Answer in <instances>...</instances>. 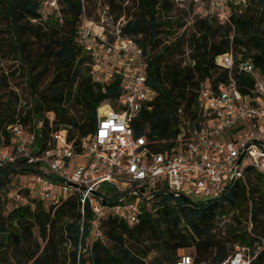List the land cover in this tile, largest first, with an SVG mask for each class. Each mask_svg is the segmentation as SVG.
I'll use <instances>...</instances> for the list:
<instances>
[{"label": "trees", "instance_id": "trees-1", "mask_svg": "<svg viewBox=\"0 0 264 264\" xmlns=\"http://www.w3.org/2000/svg\"><path fill=\"white\" fill-rule=\"evenodd\" d=\"M56 1L57 9H48L43 19V0H0V32L7 40L3 46L11 47L17 64L10 74L0 70V146H15L11 129L19 124L35 134L33 155L62 129L79 151L81 139L95 129L98 105L108 101L114 106L123 93L117 77L103 84L92 81L91 58L79 41L81 15L99 22L100 13L92 19L86 12L89 0ZM126 2L131 8L122 6ZM106 7L114 24L120 23L119 35L133 39L143 51L146 83L156 96L131 126L152 152L175 146L184 121L188 128L183 140L198 128L200 86L217 88L228 77L227 70L216 65L217 56L232 50L235 62L250 59L264 74V0L228 3L231 26L208 15L192 20L189 29L174 9V0H108ZM186 53L189 63L183 65ZM16 77L23 80L25 100L8 90L9 78ZM234 77L239 91L248 94L251 78L236 71ZM8 92L14 103L2 102L9 101ZM29 121L35 122L34 129L27 126ZM38 171V164L24 159L0 164V264H176L180 250H191L193 264H224L230 255L228 244L247 247L252 254L259 247L253 264H264V229L257 232L258 223H264V174L250 165L243 179L210 201L174 196L159 184L150 199L140 201L137 223L107 215L98 240L90 237L91 212L85 206L80 213L76 196L62 199L56 207L27 196L3 211L9 197L21 199L9 193L13 177ZM99 193L105 194L106 204L117 201L118 194L107 185ZM223 217L230 219L224 234L217 226Z\"/></svg>", "mask_w": 264, "mask_h": 264}, {"label": "built area", "instance_id": "built-area-1", "mask_svg": "<svg viewBox=\"0 0 264 264\" xmlns=\"http://www.w3.org/2000/svg\"><path fill=\"white\" fill-rule=\"evenodd\" d=\"M242 1L209 0L211 12L200 17L213 15L220 25L231 26L228 3L238 6ZM42 4L43 19L48 9H57L56 0H43ZM119 25L110 32L103 17L97 23L85 13L80 17L78 36L91 58L92 81L103 84L117 77L123 93L116 101L117 110L107 101L98 105L95 129L81 139L79 151L62 129L51 134L41 153L33 155L35 134L19 124L11 129L15 146H0L2 165L17 159L38 164V173L30 175L36 198L56 207L62 199L76 196L82 215L85 206L89 208L92 240L103 238L101 223L107 215L137 223L140 201L150 199L159 184L174 196L204 202L219 198L233 181L243 179L247 165L264 174V74L253 62H235L232 50L217 56L216 65L227 70L228 77L217 88L200 86L198 128L191 129L186 140L180 128L177 144L155 153L143 136L134 135L131 124L156 92L146 83L142 48L133 39L121 37ZM234 71L251 78L248 94L239 91ZM103 185L118 194L115 203H105V194L99 193ZM14 196L20 198L17 193ZM257 251L252 254L249 248L237 246L226 263L253 264ZM176 264L193 262L191 256L181 255Z\"/></svg>", "mask_w": 264, "mask_h": 264}, {"label": "rangeland", "instance_id": "rangeland-1", "mask_svg": "<svg viewBox=\"0 0 264 264\" xmlns=\"http://www.w3.org/2000/svg\"><path fill=\"white\" fill-rule=\"evenodd\" d=\"M107 1L108 0H89L87 4L86 12L90 13L89 15L92 17V19H96L97 14L100 13V17H103L104 25L106 26L107 30L110 32H113L115 30V24H114L115 18H114V15H112V20H111L106 13V12H109L106 7ZM122 6L131 8L132 5H131V2L130 3L126 2ZM174 9L176 10V12H180L181 15L184 17V24L186 28L188 29H189V26L192 20L200 17L203 14V12H211V8H210L208 0H174ZM5 41H7L6 35L0 32V51L1 53L2 51H6L5 55L2 56V54H0V57H1L0 70H3L4 72L10 74V72L16 68L17 64L13 59H11L12 54L9 53V51L11 50V47L4 48L3 43ZM188 63L189 61L187 59V53H186L185 56H183V65L188 64ZM8 90L14 91V94H15L14 96H16L17 98L20 97L22 98V100H25L27 98L26 97L27 93H26V90L23 84V80L19 77L9 78ZM8 95H9V101L7 100V98H3L2 102L6 104H8V102L14 103L15 101L13 99L14 97L13 94L8 92ZM108 103L110 104L112 109L114 110L118 109L117 103L114 106L110 102ZM35 125H36L35 122H32V121H29L27 123V126H29L31 129H34ZM181 128H183L184 131H187L188 122L184 121V123H181ZM244 161L246 160L244 159ZM34 187H35L34 183L30 181V176L18 175L16 177H13L12 183L8 187L9 193L11 196L15 195V193L19 194L21 199H13L15 197H12V198L9 197V199H7L6 205L2 206L3 211L7 212L18 201L25 202V197L27 198V196L29 198L34 197L35 196ZM56 193L58 196L61 195L60 190H56ZM65 196L66 194H62V197H65ZM43 204L44 206L48 207L49 202L46 201V202H43ZM262 217L264 219V214L262 215ZM229 224H230V219L228 217H223L221 218V220H219V223L217 226L218 228L221 229L220 231H222V233L224 234V233H227ZM243 226H246L244 222H243L242 227ZM247 227L249 228V225H247ZM262 229H264V223H258L257 232H262ZM34 235H36L35 230H34ZM104 241L107 245H111L106 239H104ZM237 246L239 245L228 244L229 253H230L229 257L235 252V248ZM154 255L155 254L152 253L147 260L151 261ZM181 255H189L192 257L191 250L178 251L177 259ZM229 257L227 258V260L229 259ZM227 260L225 261V264H227L226 263ZM152 264H156V263L152 262Z\"/></svg>", "mask_w": 264, "mask_h": 264}]
</instances>
